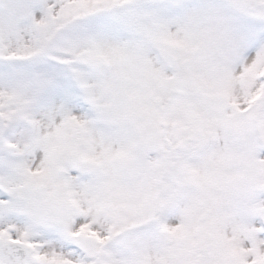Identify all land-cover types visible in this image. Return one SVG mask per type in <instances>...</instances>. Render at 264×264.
<instances>
[{
	"label": "snow or ice",
	"instance_id": "1",
	"mask_svg": "<svg viewBox=\"0 0 264 264\" xmlns=\"http://www.w3.org/2000/svg\"><path fill=\"white\" fill-rule=\"evenodd\" d=\"M0 264H264V0H0Z\"/></svg>",
	"mask_w": 264,
	"mask_h": 264
}]
</instances>
